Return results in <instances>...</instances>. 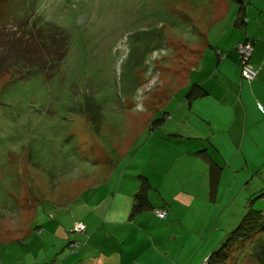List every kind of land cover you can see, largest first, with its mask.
Listing matches in <instances>:
<instances>
[{
  "label": "rangeland",
  "instance_id": "374dc122",
  "mask_svg": "<svg viewBox=\"0 0 264 264\" xmlns=\"http://www.w3.org/2000/svg\"><path fill=\"white\" fill-rule=\"evenodd\" d=\"M246 4L264 16V0ZM237 10L231 0H0L1 231L27 207L35 233L49 232L42 225L49 220L68 227L61 216L76 205L65 201L72 185L106 189L111 170L139 175L140 160L161 153L149 142L155 126L176 107L188 109L192 46L213 53L207 66L217 67L207 34L216 48L228 26L215 20ZM256 145L234 163L237 187L224 179L218 202L194 195L206 207L173 218L169 234L180 240L171 245L178 255L183 246L182 264H206L248 213L264 218V143ZM262 224L226 264H261Z\"/></svg>",
  "mask_w": 264,
  "mask_h": 264
},
{
  "label": "crops",
  "instance_id": "0c3cea01",
  "mask_svg": "<svg viewBox=\"0 0 264 264\" xmlns=\"http://www.w3.org/2000/svg\"><path fill=\"white\" fill-rule=\"evenodd\" d=\"M246 6L245 0L242 11L223 12L215 20L228 26L216 48L207 34L205 42L216 52L217 67L207 66L213 53L209 57L208 51L192 46L197 60L191 61L184 80L188 109L176 107L173 115L165 114L155 126L149 142L161 153L140 160L143 172L126 176L111 170L102 180L101 185H109L106 189L80 191L78 183L72 185V197L65 201L76 205L61 216L68 227L49 220L42 223L49 232L38 228L35 233L33 209L25 208L13 226L0 229V264H182L183 246L178 255L176 245H171L180 240L179 235L169 234L173 218L181 217L180 210L206 207L194 195L210 193L218 202L224 179L228 184L236 179L234 189L239 178L234 163L264 143V16L247 11ZM246 42L255 50L251 63L259 74L253 82L242 78L236 49ZM182 110L185 115L173 125ZM140 177L149 179L151 202L167 211L166 220L152 210L133 217ZM77 223L84 225L83 234H71ZM73 243L80 247L72 249Z\"/></svg>",
  "mask_w": 264,
  "mask_h": 264
},
{
  "label": "trees",
  "instance_id": "16d2710c",
  "mask_svg": "<svg viewBox=\"0 0 264 264\" xmlns=\"http://www.w3.org/2000/svg\"><path fill=\"white\" fill-rule=\"evenodd\" d=\"M232 1H233V3H237L240 5L241 11L244 9L243 5H245V0H232ZM244 24H247V21H244ZM246 43H251V42H246ZM246 43H243V44H246ZM254 52H255V50H254ZM253 55H254V53H253ZM252 58H253V56L250 59V65L251 66H252V63H251ZM257 73H258V71H257ZM242 78H243V76H242ZM257 78H258V76H257ZM140 180H141V188H140L139 193L136 195V203H135V206L133 209V217L138 216V215L145 213L147 211H151V210L153 211V213H155V215H156L157 210L158 211H166L164 209H156L153 206L151 199H150V194H151V191L153 190V187H152V184L150 183L149 179H147L145 177H140ZM167 218H168V213H167ZM159 219H161V218H159ZM166 219H161V220H166ZM263 220H264V218L260 213H248L247 216L244 218L239 229L237 231L231 233L232 237L227 240L225 245L217 253L213 254L207 260L206 264H226V263H228L230 261V258H228L229 252L232 251L235 247H239V245L243 246L247 242H251L253 240V238L255 236H257L260 233L261 229L263 228V224H262ZM73 244H75V243H73ZM77 244H79V243H77ZM79 247H80V244H79ZM256 249L260 252L259 260H260L261 264H264V249L260 248V246H258Z\"/></svg>",
  "mask_w": 264,
  "mask_h": 264
},
{
  "label": "built area",
  "instance_id": "2783aa9c",
  "mask_svg": "<svg viewBox=\"0 0 264 264\" xmlns=\"http://www.w3.org/2000/svg\"><path fill=\"white\" fill-rule=\"evenodd\" d=\"M237 52L240 55L241 63H242V76L243 78L248 81L252 82L256 80L258 73L257 71L250 65V59L253 56L254 53V47L251 43H246L237 46ZM156 215L161 219L167 218V212L166 211H156ZM73 234H83L84 231V225L82 223H78L74 226V228L71 230ZM72 249L79 248V244L75 243L71 246Z\"/></svg>",
  "mask_w": 264,
  "mask_h": 264
}]
</instances>
